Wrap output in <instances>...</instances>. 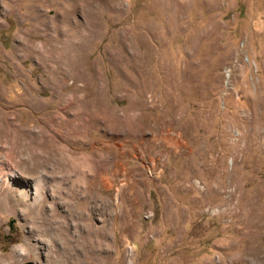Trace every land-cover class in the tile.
Wrapping results in <instances>:
<instances>
[{"label": "rangeland", "instance_id": "rangeland-1", "mask_svg": "<svg viewBox=\"0 0 264 264\" xmlns=\"http://www.w3.org/2000/svg\"><path fill=\"white\" fill-rule=\"evenodd\" d=\"M0 177V264H264V0H0Z\"/></svg>", "mask_w": 264, "mask_h": 264}, {"label": "bare ground", "instance_id": "bare-ground-1", "mask_svg": "<svg viewBox=\"0 0 264 264\" xmlns=\"http://www.w3.org/2000/svg\"><path fill=\"white\" fill-rule=\"evenodd\" d=\"M29 144H27V146H26L27 148H30ZM24 145H25V143H24ZM5 157H6V166H7L6 168L7 169L4 172L3 181H1V182H4V183L10 185L9 181H11V178L13 176H18V175L16 174V172L13 169H11L12 164H10V161L8 159L9 157H7V156H5ZM22 163L23 162H20V164H22ZM36 172L37 171H36L35 166H31V167L25 166V167L21 168V170H20V175H21L20 177H22V178L29 177L31 179L36 175ZM33 180H35V181L33 183H31L30 187H26V185H24L22 183H19L17 188L10 185L12 187V191L19 193L18 195L23 199V201H22L23 203L21 202L20 205H21V208H23V212H21V215L24 217V219H28L27 217L31 213L30 212L31 207H28L26 201L27 200L36 201L38 199L40 201L42 198V194L45 191V188L41 184V182L44 181V179L42 177H38V178L34 177ZM60 184L61 183H58L57 181L55 182L56 186H60ZM2 191H3V183H0V192H2ZM43 204H41L40 206H43ZM51 211H52L53 215L57 216L55 205L51 206ZM76 213L79 215L81 214L79 211H76ZM33 217H35L34 220L30 219L32 232H35L36 234H38V236H41V237L49 236L51 231H52L51 218L46 217L42 211H40L37 216H33ZM57 222H58V220H57ZM58 231H61V230H58ZM25 250H26L25 247L22 248L21 253H23ZM247 257H248L247 259H254V260L264 259V252L249 251V252H247Z\"/></svg>", "mask_w": 264, "mask_h": 264}, {"label": "water", "instance_id": "water-1", "mask_svg": "<svg viewBox=\"0 0 264 264\" xmlns=\"http://www.w3.org/2000/svg\"><path fill=\"white\" fill-rule=\"evenodd\" d=\"M24 264H33V263H31V262H26V263H24Z\"/></svg>", "mask_w": 264, "mask_h": 264}]
</instances>
